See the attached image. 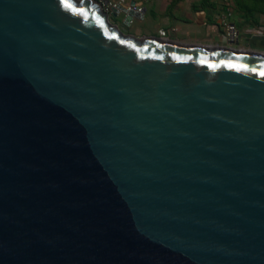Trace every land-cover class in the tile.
I'll return each mask as SVG.
<instances>
[{"label":"water","instance_id":"water-1","mask_svg":"<svg viewBox=\"0 0 264 264\" xmlns=\"http://www.w3.org/2000/svg\"><path fill=\"white\" fill-rule=\"evenodd\" d=\"M119 12L0 0V264H264V53Z\"/></svg>","mask_w":264,"mask_h":264},{"label":"crops","instance_id":"crops-1","mask_svg":"<svg viewBox=\"0 0 264 264\" xmlns=\"http://www.w3.org/2000/svg\"><path fill=\"white\" fill-rule=\"evenodd\" d=\"M115 1V0H112ZM129 0L123 7L126 8ZM143 7L141 16L132 15V20H141L148 13L155 14L168 24L175 11V40L167 36L166 29L158 26L155 31L146 30V35H157L162 29L165 35L176 42L201 45H232L225 36L223 22L232 24L237 30V47L264 53V40L246 41L245 35H257L264 28V0H134ZM129 23L125 24L128 25ZM161 37V36H159Z\"/></svg>","mask_w":264,"mask_h":264},{"label":"rangeland","instance_id":"rangeland-1","mask_svg":"<svg viewBox=\"0 0 264 264\" xmlns=\"http://www.w3.org/2000/svg\"><path fill=\"white\" fill-rule=\"evenodd\" d=\"M99 4H101V8L102 10H104L105 12H107L105 10L104 5L108 2V1H112V0H107L104 3V0H96ZM110 10L107 12L109 13ZM109 16L111 18H113L117 23H119L121 26H123L125 29L136 32V33H140L143 35H146L145 33L147 32L146 30H153L155 31L157 29L158 26H163L164 29H166V34L167 36H170L172 39L175 40V37H178V31L175 30V11L173 14V18H171L169 20L168 24H164L162 23V21H160L159 16L158 15H154L153 17L149 18L148 13L144 14V17L141 20H132V22H130L128 25H125L123 23V13L119 12L116 16H112L109 14ZM157 33V32H156ZM147 36V35H146ZM156 36H159L158 33ZM237 38H239V36H237ZM186 43V42H183ZM187 44H194V43H187Z\"/></svg>","mask_w":264,"mask_h":264},{"label":"built area","instance_id":"built-area-1","mask_svg":"<svg viewBox=\"0 0 264 264\" xmlns=\"http://www.w3.org/2000/svg\"><path fill=\"white\" fill-rule=\"evenodd\" d=\"M126 0H115V1H108L104 7L105 10L108 12L111 7L118 9L119 6H123L124 2ZM130 2H132V4H130ZM131 7L138 15L137 16H141L143 13V7H141L140 5H137L134 0H129L128 4L126 6V8ZM131 22V18L128 20V23ZM223 27H224V31H225V36L227 38V40L229 42H233L234 40H236L237 38V30L234 28V26L232 24H229L227 22H223ZM158 35L163 37L165 35V31L162 29H159L157 31ZM257 35H261L264 36V28H262Z\"/></svg>","mask_w":264,"mask_h":264}]
</instances>
